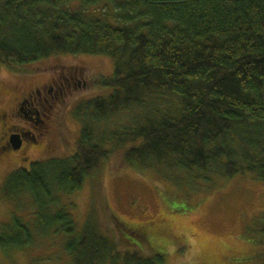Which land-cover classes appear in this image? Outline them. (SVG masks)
Masks as SVG:
<instances>
[{"label": "trees", "instance_id": "trees-1", "mask_svg": "<svg viewBox=\"0 0 264 264\" xmlns=\"http://www.w3.org/2000/svg\"><path fill=\"white\" fill-rule=\"evenodd\" d=\"M58 53L112 57L113 76L96 83L114 91L76 107L73 154L9 174L0 198L28 194L35 209L33 223L14 212L1 225L4 250L65 233L70 264H165L163 253L119 249L93 213L78 232L64 203L117 149L124 166L264 181V0H0V63L20 69ZM117 115L121 129L98 133L93 123ZM258 225L252 255L264 264ZM117 228L130 230L122 220Z\"/></svg>", "mask_w": 264, "mask_h": 264}, {"label": "rangeland", "instance_id": "rangeland-1", "mask_svg": "<svg viewBox=\"0 0 264 264\" xmlns=\"http://www.w3.org/2000/svg\"><path fill=\"white\" fill-rule=\"evenodd\" d=\"M12 67L0 63V115L14 105L19 87L23 91V86L36 84L38 79L69 75L76 69L86 77V87L60 99L54 109L49 128L51 147H32L24 154L28 159L22 167L73 154L83 128L75 109L82 101L114 91L96 83L99 77L113 76V58L104 54L58 53L20 69ZM85 115L92 119L94 113L87 109ZM32 116L36 118L35 112ZM126 120L125 115H117L106 122V127L101 123L93 125L98 133L102 127V132L115 131ZM6 121L5 131L14 123L10 117ZM19 122L31 131L30 124ZM1 127L2 123L0 131ZM3 154L0 149V194L9 174L20 168L18 160H8ZM122 158V150L117 149L78 191L64 195V203H73L69 211L78 232L93 213L119 249H140L150 255L163 253L165 264H254L257 258L252 254L259 249L254 238L258 223L264 220V181L236 176L228 180L214 177L207 182L160 166H124ZM119 165L122 167L115 169ZM34 209L28 194L17 201L1 197L0 229L3 223L13 221L14 212L33 223ZM119 220L130 228L120 229L123 235L117 228ZM64 235L40 236L24 249L0 247V264H70L71 257L63 248Z\"/></svg>", "mask_w": 264, "mask_h": 264}, {"label": "flooded vegetation", "instance_id": "flooded-vegetation-1", "mask_svg": "<svg viewBox=\"0 0 264 264\" xmlns=\"http://www.w3.org/2000/svg\"><path fill=\"white\" fill-rule=\"evenodd\" d=\"M78 70L76 69L69 75L58 74L51 75L45 80L38 79L36 84L23 86V91H21V87L17 89L14 105L8 107V110H4V113L0 115V123H2L0 149L6 159L18 160L20 167H22L28 159L24 154L28 153L32 147H51L52 141L49 140L50 122L55 116L60 99L80 91L87 85L86 77L80 75L82 72ZM32 78L38 77L32 75ZM45 104H48V107ZM34 112L36 118L32 116ZM9 117L14 123H11V127L5 131L6 120ZM19 121L30 124L31 128L29 129L31 131H28L27 127ZM33 130L37 133L32 132ZM12 137L18 139L16 146L11 141Z\"/></svg>", "mask_w": 264, "mask_h": 264}, {"label": "water", "instance_id": "water-1", "mask_svg": "<svg viewBox=\"0 0 264 264\" xmlns=\"http://www.w3.org/2000/svg\"><path fill=\"white\" fill-rule=\"evenodd\" d=\"M11 141L15 146L18 144V139L16 137H12Z\"/></svg>", "mask_w": 264, "mask_h": 264}]
</instances>
